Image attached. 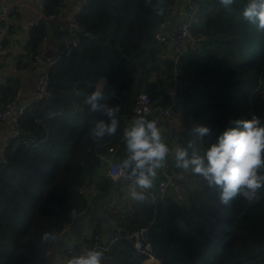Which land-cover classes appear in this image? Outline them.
Listing matches in <instances>:
<instances>
[{"label":"trees","instance_id":"1","mask_svg":"<svg viewBox=\"0 0 264 264\" xmlns=\"http://www.w3.org/2000/svg\"><path fill=\"white\" fill-rule=\"evenodd\" d=\"M82 1L76 17L88 36L68 57L48 67L51 98L25 109L19 135L6 153L8 164L0 167V264H48L47 252L55 241L41 243V234L58 236L79 212L87 210V218L91 208L106 205L120 182L102 175L88 197L79 190L96 175L100 158L123 138L122 121L131 114L135 95L147 89L157 100L165 94L155 35L175 0H166L162 16L146 0ZM67 2L44 0V15L62 14ZM247 2L235 0L228 11L219 0H200L193 33L202 43L181 60L182 74L192 86L178 138L183 147L195 141L201 154L235 120L255 115L264 125V31L243 19ZM28 34L19 68L30 67L39 55L47 21ZM101 79L106 82L103 96L120 106L119 128L96 144L90 129L106 117L91 111L85 99L97 91ZM17 89L13 79L1 88L0 111L13 102ZM197 125L208 126L211 134L197 139L191 131ZM127 155L123 141L117 159L123 162ZM188 175L189 203L170 207L166 229L150 239L153 257L161 264H264V188L254 201L237 197L225 205L218 188ZM152 210L148 196L145 202L121 206L113 216L127 233L144 226ZM148 258L121 239L104 253L102 264H145Z\"/></svg>","mask_w":264,"mask_h":264},{"label":"built area","instance_id":"2","mask_svg":"<svg viewBox=\"0 0 264 264\" xmlns=\"http://www.w3.org/2000/svg\"><path fill=\"white\" fill-rule=\"evenodd\" d=\"M199 1L175 0L169 10L168 16H165L159 24L155 38L160 48L159 61L162 72L160 76L166 84L165 94L160 96L159 99L154 100L149 93L145 91L138 92L133 99L131 114L123 118L122 132L134 118H148L149 121L154 120L157 122L158 126L163 129L164 137L175 147H183L178 138L179 130L176 126V120L184 111L187 94L192 85L182 74L181 60L186 53L199 49L202 43V38L193 33ZM82 3H86V0H83ZM20 6L19 1L0 0V18L3 21V30L0 34V48L5 41V37L11 33L12 29L16 28L14 18ZM80 6L78 4L76 10L67 18L72 36L62 41L60 50L51 57L48 63L49 67L60 62L64 57H68L73 50L80 46L81 41L88 36L77 21L76 14L80 10ZM43 8L42 2L39 5L37 17L28 24L29 30L40 25L43 21L55 20L61 16V14L46 16L43 13ZM172 19L176 20L175 25ZM47 49L48 36L46 35L41 41L40 53L36 59L44 55ZM153 77L157 78L158 76L153 74ZM35 87L39 101L51 98L48 71L41 79L36 80ZM31 105L32 103L21 106L15 105L14 102L10 103L4 110L0 111V123L5 121L8 116L12 114L16 115L18 122L16 123L15 137H17L19 135V119L25 109ZM123 141V138H121L117 146L110 150L107 157L100 158V162L96 166V175L90 179L88 185L79 190L85 197H88L95 191L96 182L102 175H106L115 184L128 180L127 173L121 168L122 162L117 159ZM8 147L9 144H6L0 153V167L8 164L6 155ZM160 175L161 179L157 190H148L147 192V195L152 200L153 210L150 220L144 226L134 228L127 233H122V229L113 216L114 212L123 204L133 205L134 201L131 199L124 200L122 194L115 191V187L110 195L108 211L105 214V231L91 232L78 237L72 236L64 250V264H67L68 259L72 256L79 255L93 248L102 250L104 253H109L121 239H125L137 254L149 258L152 257L153 250L150 239L155 233L166 229V223L170 219L169 210L172 205H188L192 189V181L188 173L175 171L167 162L160 169ZM168 199L170 200L166 204L167 207L162 209L163 204ZM86 216L87 210L79 212L71 220L67 229L73 226L75 218Z\"/></svg>","mask_w":264,"mask_h":264},{"label":"clouds","instance_id":"3","mask_svg":"<svg viewBox=\"0 0 264 264\" xmlns=\"http://www.w3.org/2000/svg\"><path fill=\"white\" fill-rule=\"evenodd\" d=\"M146 2L154 14H164L166 0ZM219 2L231 11L235 0ZM242 17L258 31H264V0H248ZM85 103L91 111L106 117L91 127L92 141L100 144L105 137L114 136L119 128L120 106L108 103V98L103 96L102 85L86 97ZM232 123L234 126L227 128L203 154L195 141H190L186 147L176 146L174 150L176 168L202 178L209 187L218 188L219 200L225 205L237 197L254 201L259 190L264 188V125L255 115ZM191 131L200 140L211 134V129L203 125L194 126ZM123 140L128 155L121 168L131 182L128 187L131 199L142 203L148 200L147 192L157 179V170L165 166L170 147L157 122L143 117L130 121L123 131ZM57 238L53 232H44L41 243L53 242ZM103 259L104 252L93 248L72 256L67 264H102Z\"/></svg>","mask_w":264,"mask_h":264},{"label":"crops","instance_id":"4","mask_svg":"<svg viewBox=\"0 0 264 264\" xmlns=\"http://www.w3.org/2000/svg\"><path fill=\"white\" fill-rule=\"evenodd\" d=\"M9 1H19L21 6L14 18V23L16 28L13 32L5 37V41L0 48V90L4 85L8 83L9 80L13 79L17 81V94L16 98L13 100L15 105H25L27 103H35L39 101L38 93L35 87V82L41 79L44 74L48 71V63L51 57L61 48V43L63 40L72 36V31L68 23V16L71 15L79 4V0H68L66 7L62 11L61 16L58 19L47 21L48 29V49L47 52L40 58L35 59L34 62L28 68H19L20 63L23 60L26 45L29 39V29L28 24L39 13V5L44 0H9ZM3 30V21L0 18V34ZM54 31H59L58 36H54ZM23 63V62H22ZM102 85V92L105 91L106 82L101 79L97 85V90L100 89ZM18 118L16 115L12 114L7 117V119L0 123V153L4 149L6 144H10L12 139L15 138L16 133V123ZM176 126L178 130L183 129L182 115L176 120ZM178 131V132H179ZM165 142L170 147V153L167 158V163L170 164L172 169L177 172H182V170L177 169L175 166L174 150L175 145L169 142L165 138ZM156 185L161 179L160 169L157 170ZM129 184L126 187L116 186L115 191L122 194L124 200L131 199L128 190ZM153 187L149 191L152 190ZM171 199V197H170ZM168 199L162 206V209L166 208L168 204ZM132 200V199H131ZM109 200H107L106 205L98 204L89 217H77L74 220V224L69 229L66 228L64 232L59 234L52 248L47 252V263L48 264H64V250L66 244L69 242L72 236L86 235L91 232H104L106 229L105 214L108 211ZM134 201V200H133ZM123 205H128L123 204ZM122 205V206H123ZM85 219V220H83ZM89 220V221H88ZM153 257V256H152ZM151 257V258H152ZM144 264V263H143ZM145 264H161L158 258H148Z\"/></svg>","mask_w":264,"mask_h":264},{"label":"rangeland","instance_id":"5","mask_svg":"<svg viewBox=\"0 0 264 264\" xmlns=\"http://www.w3.org/2000/svg\"><path fill=\"white\" fill-rule=\"evenodd\" d=\"M173 21H174V25L176 24V20L175 19H172ZM144 91H146L147 92V89H144ZM183 113H181V115H182ZM131 182L129 181V180H126V181H122V182H120L119 183V185L118 186H122V187H126L128 184H130ZM153 191H156L157 190V185H156V180H155V182H154V185H153V189H152Z\"/></svg>","mask_w":264,"mask_h":264},{"label":"water","instance_id":"6","mask_svg":"<svg viewBox=\"0 0 264 264\" xmlns=\"http://www.w3.org/2000/svg\"><path fill=\"white\" fill-rule=\"evenodd\" d=\"M58 32H59V31H54V33H53V34H54V36H55V37H57V36H58V35H57V34H58ZM60 46H61V45H60Z\"/></svg>","mask_w":264,"mask_h":264},{"label":"bare ground","instance_id":"7","mask_svg":"<svg viewBox=\"0 0 264 264\" xmlns=\"http://www.w3.org/2000/svg\"><path fill=\"white\" fill-rule=\"evenodd\" d=\"M152 258H154V257H152ZM151 257H150V259H152Z\"/></svg>","mask_w":264,"mask_h":264}]
</instances>
